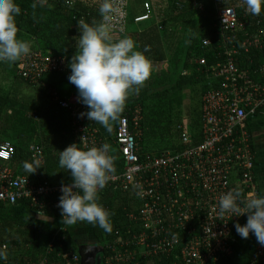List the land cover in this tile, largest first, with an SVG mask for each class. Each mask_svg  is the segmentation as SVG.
I'll use <instances>...</instances> for the list:
<instances>
[{"label":"built area","instance_id":"obj_1","mask_svg":"<svg viewBox=\"0 0 264 264\" xmlns=\"http://www.w3.org/2000/svg\"><path fill=\"white\" fill-rule=\"evenodd\" d=\"M127 1L112 0L118 11L107 22L111 33H124ZM144 8L147 13L134 18L135 24L149 19L148 4ZM249 15L245 8L241 17L232 6L219 8L214 25L219 36L215 61L210 65L205 58L195 61L196 71L206 77L207 86L200 99L196 143L185 127L178 126L181 150L140 162L136 141L141 136L139 110L118 119L113 143L121 166L114 165L107 184L122 193L133 191L140 208L128 217L132 225L126 231L128 238L120 236L110 246L115 264H151L149 260L162 258H173L172 264H213L221 256L232 254L236 242L234 224H243L247 214H225L220 218L218 201L236 187L245 197L259 196L247 123L264 114V18L250 28L245 21ZM202 47L209 48L210 42L203 40ZM65 69L64 58L30 51L18 61L17 75L44 86V75ZM50 93L52 101L69 113L74 141L79 144L83 137L84 142L79 145L82 149L104 144L92 126L82 125L79 114L84 110L83 104L60 100L56 93ZM27 150L30 161L42 166L40 146L32 143ZM13 154L10 143L0 140V206L26 200L40 214L47 206L60 214L57 204L61 185H51L46 180L33 185L26 176L15 174L5 166ZM117 247L124 251L116 250ZM254 254L257 264H264V246L257 243ZM65 263L79 264L78 255L72 254Z\"/></svg>","mask_w":264,"mask_h":264},{"label":"trees","instance_id":"obj_2","mask_svg":"<svg viewBox=\"0 0 264 264\" xmlns=\"http://www.w3.org/2000/svg\"><path fill=\"white\" fill-rule=\"evenodd\" d=\"M15 2L21 9L20 15L15 18L17 38L28 42L30 51H41L55 58H64L66 69L64 72L44 75L41 78L44 86H41L31 84L15 74L19 60L0 63V70L13 80L12 91L16 84L32 91V95L26 97L27 101L16 98L15 91L11 95H0V139L10 143L14 149L12 160L5 163V166L15 174L26 176L33 185L41 180H46L51 185L69 184L72 178L69 172L59 167L58 157L59 151L75 142L72 123L69 114L52 101L50 92L56 93L60 100H67L70 96L77 97L75 86L68 81V65L75 54L80 35L77 21L84 19L90 24L93 21L100 23L98 9L102 0ZM34 2L37 5L35 8L32 7ZM145 4H148L149 19L135 24L134 18L147 13ZM231 6L241 17L245 8L243 0L127 1L125 31L121 35L110 32L112 40L131 38L136 44L134 50L143 52L152 66L166 61L173 63V73L166 82L161 80L160 72L153 74L151 71L149 79L139 92L129 96L120 115L131 116L136 109L140 112L141 136L136 140L140 162L159 157L167 151L182 149L177 127L184 126L179 109L182 108L183 93L187 88L192 94H197L199 103L188 111L187 116L190 118L185 128L191 133L193 141H198L196 136L198 138L200 129V99L207 86L206 77L196 71L197 67L193 66L192 61L200 57L205 58L209 65L215 61L219 36L214 27L213 13L219 8ZM262 18L264 8L259 16L249 15L245 21L251 28L255 21ZM176 26L182 29L180 34H177L174 28ZM203 40L210 42L209 48L202 47ZM145 46H148L146 52ZM33 113L37 115V120L30 116ZM117 122L118 120L111 122V131L114 132ZM174 140L177 142L173 143ZM156 142L164 144L165 150L157 149L154 154L148 152L147 149L156 147L152 145ZM32 143H37L43 152V165L36 170L38 175H29L22 166L24 161L31 162L27 149ZM158 146L160 148L161 145ZM98 195L101 199L98 203L110 213L111 231L105 232L92 226L83 237H90L93 245L103 248L98 264H115L111 260L113 254L110 246L115 245L120 236L128 238L126 231L132 226L128 217L138 211L140 203L133 191L122 193L112 190L108 184ZM43 210L41 214L38 213L26 200L17 201L13 206H0V250H4L8 257L7 261H0V264H66L65 260L72 254L78 255L79 243L71 236L69 226L62 223L59 212L49 206ZM233 235L236 236V233ZM237 244L236 241L232 245V253ZM116 250L122 249L117 247ZM229 259L221 256L213 264H222ZM149 261H152L151 264H172L173 258Z\"/></svg>","mask_w":264,"mask_h":264},{"label":"clouds","instance_id":"obj_3","mask_svg":"<svg viewBox=\"0 0 264 264\" xmlns=\"http://www.w3.org/2000/svg\"><path fill=\"white\" fill-rule=\"evenodd\" d=\"M243 4L252 16H259L264 8V0H243ZM36 6L34 2L32 7ZM117 11L112 0H102L98 9L100 23L77 21L80 35L68 65V81L77 90V101L88 109L80 117L108 131H111V122L123 113L129 96L139 92L152 71V62L143 52L134 50L136 44L131 38L112 40L107 22ZM20 13L15 0H0V63H14L30 53L29 43L17 38L15 18ZM144 51H148V46ZM83 142L81 137L79 144L72 143L59 151L58 165L69 172L72 182L61 185L57 207L65 225L83 222L110 232V213L98 203V193L115 171L114 157L109 154L107 143L84 150L79 146ZM22 166L29 175L41 168L38 161H24ZM217 214L220 218L225 214L232 217L247 214L245 224H234L236 233L241 239H247L251 233L264 246V195L245 197L236 187L220 197ZM7 259L6 252L0 250V261Z\"/></svg>","mask_w":264,"mask_h":264},{"label":"crops","instance_id":"obj_4","mask_svg":"<svg viewBox=\"0 0 264 264\" xmlns=\"http://www.w3.org/2000/svg\"><path fill=\"white\" fill-rule=\"evenodd\" d=\"M162 64H156L155 66H152V69ZM74 99H77V97L70 96L67 100L70 101ZM87 110H88L87 107L84 105V110L82 112H86ZM67 114L69 113L67 112ZM80 120L83 126L86 125L92 126L93 129L97 131L98 136L102 139V141L110 145L109 154L114 157V165L117 168H120L121 160L113 143L114 132L106 130L104 127H102L100 124L94 121H89L86 117H81ZM261 123L264 124V114L257 115L256 117L250 119L247 123V129L250 131L253 141V147H254V154H255L254 174H255L256 184L258 186L259 195H264V127L261 126ZM100 200L101 199L99 197L98 201ZM90 227H92L91 224ZM69 229L71 236L73 237L75 242L79 244L91 243L90 237L88 236L83 237L84 235H86L85 231L87 232V229L83 228V226H81V228L69 227ZM234 233H236V231H234ZM235 239L238 243L235 248V251L230 256H228V258H230L229 261H226L225 263L222 264H254V263L257 264L258 259L254 255V249L257 244L255 236L250 233L247 239H241V237L236 233ZM224 258L226 259V257Z\"/></svg>","mask_w":264,"mask_h":264},{"label":"rangeland","instance_id":"obj_5","mask_svg":"<svg viewBox=\"0 0 264 264\" xmlns=\"http://www.w3.org/2000/svg\"><path fill=\"white\" fill-rule=\"evenodd\" d=\"M217 15V12H214L213 13V17L215 18ZM176 29V32L177 34H180L182 29L180 27H174ZM195 61H192L193 62V66H195ZM152 73H157V72H160V78L163 82H166L170 79L172 73H173V63L170 61H166L165 63H163L162 65H159L158 67H155L154 69H152ZM190 73V71L188 72ZM15 74L17 75V70L15 71ZM18 76V75H17ZM13 80L11 77H8L5 73H3L1 70H0V95H5L6 93L8 94H13L14 91H15V97L18 98L20 101H27L26 100V97L28 95H32V91L27 88L26 86H21V85H18L16 84L15 85V90L12 91V88H13ZM198 88V87H197ZM197 88H196V91H197ZM8 91V92H6ZM11 91V92H10ZM191 90L189 88H187L184 93H183V104H182V108L179 109V113H180V116L182 118V125H184L183 127H186L188 126L187 124V121L189 120L190 116H187L188 114V111H190L191 109H193V106H196L198 103H199V99L197 97V94L195 95L192 94V92H190ZM10 94V95H11ZM31 97V96H30ZM34 97V96H33ZM28 99V98H27ZM77 99H74V100H70V102H76ZM197 107V106H196ZM32 117L33 120H35L37 117V115L35 113L31 114L30 115ZM37 120V119H36ZM261 126L264 127V124L261 123ZM177 141L174 140L173 143H176ZM146 143H149V142H146ZM152 145H156L155 148H149L147 149L148 152L154 154L155 153V150L158 149V151H161V150H165V146L164 144H158L157 142L152 144ZM158 145H161L160 148ZM151 147V146H150ZM69 227H78V228H81V226H83V228L87 229V232L90 231L91 227H90V224L88 223H77L75 225H68ZM87 232L85 231L86 235H87ZM99 252H95L93 254L94 258H98L100 255Z\"/></svg>","mask_w":264,"mask_h":264},{"label":"water","instance_id":"obj_6","mask_svg":"<svg viewBox=\"0 0 264 264\" xmlns=\"http://www.w3.org/2000/svg\"><path fill=\"white\" fill-rule=\"evenodd\" d=\"M102 251V247H97L92 243L79 244L77 251L79 257V264H98L99 257L94 258L93 254L95 252H99L101 254Z\"/></svg>","mask_w":264,"mask_h":264},{"label":"flooded vegetation","instance_id":"obj_7","mask_svg":"<svg viewBox=\"0 0 264 264\" xmlns=\"http://www.w3.org/2000/svg\"><path fill=\"white\" fill-rule=\"evenodd\" d=\"M85 242V241H84Z\"/></svg>","mask_w":264,"mask_h":264}]
</instances>
